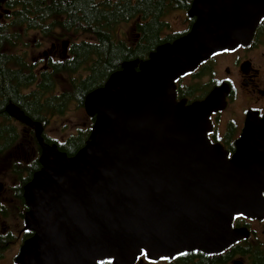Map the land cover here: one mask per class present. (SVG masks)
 Listing matches in <instances>:
<instances>
[{"label": "water", "instance_id": "obj_1", "mask_svg": "<svg viewBox=\"0 0 264 264\" xmlns=\"http://www.w3.org/2000/svg\"><path fill=\"white\" fill-rule=\"evenodd\" d=\"M263 16L264 0H192L186 34L122 63L85 95L92 123L70 156L8 104L7 116L32 129L40 149V169L23 187L31 236L14 263L135 264L143 253L155 261L233 242L232 218L264 210V115L247 116L228 160L206 139L223 98L213 92L185 106L175 81L247 42Z\"/></svg>", "mask_w": 264, "mask_h": 264}, {"label": "trees", "instance_id": "obj_2", "mask_svg": "<svg viewBox=\"0 0 264 264\" xmlns=\"http://www.w3.org/2000/svg\"><path fill=\"white\" fill-rule=\"evenodd\" d=\"M192 0H3L4 20L0 22V152L13 149L14 135L8 104L20 108L34 121L45 113L61 115L73 104L83 109L85 95L100 87L122 63L145 60L158 45L169 43L180 35L162 38L158 32L165 24L161 20L173 10L189 9ZM148 19V24L143 21ZM133 22V42L121 37L122 25ZM38 33L45 39L55 33L69 38L67 58L47 64L41 77L35 78L26 68L23 54L13 49L28 37ZM66 76L65 89L56 93V77ZM38 82L34 90L24 95V89ZM89 127L78 130L64 142L55 143L68 156L80 149L88 138ZM1 131L5 133L2 134ZM37 163L28 167L36 169ZM22 167V166H21ZM28 181V178L27 180ZM25 181L21 184L24 185ZM20 186V187H21ZM31 236V233L24 238ZM0 253L5 249L1 248ZM105 261L103 264H109ZM186 264L187 261H182Z\"/></svg>", "mask_w": 264, "mask_h": 264}, {"label": "flooded vegetation", "instance_id": "obj_3", "mask_svg": "<svg viewBox=\"0 0 264 264\" xmlns=\"http://www.w3.org/2000/svg\"><path fill=\"white\" fill-rule=\"evenodd\" d=\"M4 11V4L0 2V22L4 20ZM187 11L188 9L186 11L176 9L158 20L165 24L158 35L165 38L176 35L181 37L186 34L194 22V19L187 17ZM177 15L181 18L180 29L171 32L172 26L168 20ZM148 22V19H145L143 24L147 25ZM67 44L68 42H63L60 50L52 46L49 52L41 53L39 59H34L33 62L25 59L26 68L35 78H40V72L46 71L47 64H54L67 58L68 53L64 52ZM37 84L39 83L36 81L31 87L24 89L23 94L28 95ZM213 92L223 98V108L211 112L208 116L209 130L206 131V139L209 145L220 147L229 160L235 153V144L240 138L247 116L262 118L264 115V16L258 21L247 42L214 53L192 72L184 74L175 81L176 101L184 102L185 106L201 102ZM51 118L52 115L45 113L40 121L31 119L42 125L45 142L47 137L45 131ZM10 122L14 128L12 131L14 145L21 136L25 135L29 140V146L23 147L25 159L22 167L17 168L15 163L11 165L14 175L13 185L7 188L5 181L0 178V244L4 251L9 247H15V255L12 259L15 264L14 259L20 246L30 237L24 238L29 232L24 231V214L27 208L23 199V187L32 174L40 169L38 163L40 149L32 129L12 118ZM1 133L5 132L1 131ZM2 154L3 151L0 152V155ZM31 162L37 163L36 169L28 167ZM24 181V185L21 186ZM11 214L18 216L17 225L11 224L9 219ZM231 229L239 232V235L218 252L203 253L194 250L179 253L172 258L161 257L155 261L148 260L143 253L135 264H182V261H187L186 264H264V210L235 215L231 221Z\"/></svg>", "mask_w": 264, "mask_h": 264}, {"label": "rangeland", "instance_id": "obj_4", "mask_svg": "<svg viewBox=\"0 0 264 264\" xmlns=\"http://www.w3.org/2000/svg\"><path fill=\"white\" fill-rule=\"evenodd\" d=\"M3 2V0H0ZM171 22V32L180 29L181 18L177 15L169 18ZM133 22L122 25L121 37L128 42H133ZM62 34L55 33L45 39H42L38 33H30L28 37L24 38L20 44L13 49L14 54H23L28 62H33L34 59H39L41 53H47L51 50L52 46L58 47L63 42H68L69 38H61ZM68 45V44H67ZM66 76L56 77V93L65 89ZM89 127V119L86 117L82 109H77L71 104L67 111L61 115H54L51 118L50 124L45 131V135L54 141L64 142L68 137L75 136L78 130H83ZM23 145V146H22ZM29 146V140L27 136H21L14 146H20L19 148L9 149L0 155V178L6 183V187L10 188L13 185L14 175L11 171V165L16 164L17 168H20L23 160L25 159L23 154V147ZM22 146V147H21ZM25 151V150H24ZM7 196V194H6ZM12 225H17L19 222L18 216L9 217ZM15 255V247H9L6 251L0 253V264H13L12 259Z\"/></svg>", "mask_w": 264, "mask_h": 264}]
</instances>
